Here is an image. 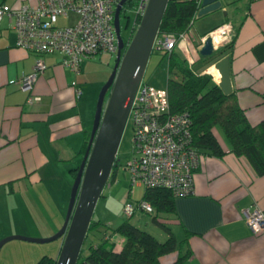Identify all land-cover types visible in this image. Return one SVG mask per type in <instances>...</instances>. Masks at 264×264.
<instances>
[{
  "label": "crops",
  "instance_id": "crops-1",
  "mask_svg": "<svg viewBox=\"0 0 264 264\" xmlns=\"http://www.w3.org/2000/svg\"><path fill=\"white\" fill-rule=\"evenodd\" d=\"M231 2L230 18L223 16L213 27L228 23L234 31L228 59L231 92L247 122L255 125L264 118V0ZM0 4L33 6L35 0ZM11 24L7 17L0 19V239L44 238L62 222L74 176L70 169L77 167L73 163L81 158L90 129V91L80 72L60 65L57 53L41 55L44 69L28 90L20 89L13 81L30 71L36 56L15 45ZM213 27L201 32L189 28L186 49L174 47L188 65H197V73H208L197 47ZM28 95L37 100L27 104ZM214 134L225 152L220 157L199 154L191 175L193 193L173 198V212L162 220L177 244L159 257V264H173L184 251L188 254L179 264H264V233L252 234L244 221V213L254 207L264 212V174L257 176L244 157L228 151L220 132ZM149 225L159 238L149 227L147 232L165 238L158 225ZM111 238L117 245L122 242L118 235ZM60 244V238L48 246L6 241L0 246V264H34L42 255L55 259Z\"/></svg>",
  "mask_w": 264,
  "mask_h": 264
},
{
  "label": "built area",
  "instance_id": "built-area-1",
  "mask_svg": "<svg viewBox=\"0 0 264 264\" xmlns=\"http://www.w3.org/2000/svg\"><path fill=\"white\" fill-rule=\"evenodd\" d=\"M117 2L35 0L33 6L15 8L0 4V19L4 16L12 20L15 45L36 56L30 71L13 82L20 89L28 90L45 67L40 58L43 54H59L60 65L76 74L82 58L102 52L114 53L116 42L112 15ZM146 4L147 0H135L130 9V28L136 27ZM68 15H73L74 19L67 24H57L58 18L67 19ZM214 33L218 36L217 42L211 41L215 49L229 43L234 31L230 24L223 23L207 34L212 39ZM188 37L189 29L177 34L157 31L150 52L168 53L175 46L184 50ZM35 100L36 96L28 95L25 102L30 104ZM126 122L130 125L131 136L129 154L122 168L129 186H162L170 189L174 197L192 194V169L197 166L199 154L189 144L190 120L187 114L169 112L165 88L140 80L130 102ZM136 210L150 212V207L143 201L127 199L123 202L124 216H131ZM244 221L252 234L264 233V212L261 209L254 207L246 211Z\"/></svg>",
  "mask_w": 264,
  "mask_h": 264
},
{
  "label": "trees",
  "instance_id": "trees-1",
  "mask_svg": "<svg viewBox=\"0 0 264 264\" xmlns=\"http://www.w3.org/2000/svg\"><path fill=\"white\" fill-rule=\"evenodd\" d=\"M134 2L135 0H125L120 7L121 13ZM197 8V0H167L157 31L175 34L186 31L191 27ZM127 26H129L128 21ZM133 29L132 26L125 37H121L123 40L121 52L129 41ZM229 47L230 43L216 47L211 55L205 58L199 57V59L202 60L204 67L223 56L229 59ZM156 54L166 59L164 88L169 112H185L190 120V146L198 154L222 156L225 151L217 141L214 134L216 130L226 141L229 152L244 157L257 176L263 175L264 118L255 125H250L243 110L238 106L234 94L232 92L223 94L210 74L197 73L192 63L188 65L177 49L173 48L168 53ZM106 95L107 92L105 97ZM86 141L87 137L82 152ZM113 162L107 179L108 183L114 180L118 165L117 154ZM75 170L76 167L70 169L72 175ZM173 198L170 189L166 187L145 186L139 200L149 205L150 212L146 213L150 215V222L158 225L165 232L166 236L163 240L156 239L146 230L128 222L126 219L129 216H125V220L113 228L104 227L100 221L90 218L83 241L89 232L97 230L99 226L104 227L102 234L96 241L88 242L84 255H80V247L74 264H159V257L173 252L177 244L167 224L162 220L165 218L164 214L173 212ZM114 234L122 238L120 245L112 240L111 237ZM187 254L186 251L177 254L173 264H179ZM34 264H54V259L42 255Z\"/></svg>",
  "mask_w": 264,
  "mask_h": 264
},
{
  "label": "water",
  "instance_id": "water-1",
  "mask_svg": "<svg viewBox=\"0 0 264 264\" xmlns=\"http://www.w3.org/2000/svg\"><path fill=\"white\" fill-rule=\"evenodd\" d=\"M124 1L118 0L113 9L112 27L116 42L114 62L106 81L96 96L86 146L69 188L61 225L52 235L44 238L22 235L6 236L0 239V246L12 239L46 243L60 238L61 244L54 264L75 263L95 200L106 184L110 168L114 164L116 148L126 122L129 105L141 80L145 63L150 54L152 39L157 32L167 0H147L143 14L121 52L123 40L119 34L117 15ZM219 7L218 0H198L196 16ZM213 51L211 37L207 34L197 47V54L200 58H205ZM211 65L218 73L217 80L212 78L214 83L223 94L230 93L227 56L215 60Z\"/></svg>",
  "mask_w": 264,
  "mask_h": 264
},
{
  "label": "rangeland",
  "instance_id": "rangeland-1",
  "mask_svg": "<svg viewBox=\"0 0 264 264\" xmlns=\"http://www.w3.org/2000/svg\"><path fill=\"white\" fill-rule=\"evenodd\" d=\"M218 1L220 3V7H223V9H220L219 7L203 15H200V16L195 15V17L192 20L191 27H190L192 32L207 31L208 29L215 26L216 24H219L223 16H227L230 18L232 14V10L234 9L233 3L231 2V0H218ZM132 4L129 6L128 9L124 11L126 16L128 17V25H130V22L132 20V14L130 12V8L132 7ZM73 18H74L73 15H68L67 19L58 18L57 24H67ZM123 23H124V20L122 19V17H120L119 18V26H120L119 33H120V36L124 38L127 30L123 28ZM133 28L135 29V27ZM214 35L216 36V33H214ZM114 57H115V52L114 53L102 52V53H98V54H95L87 58H82L78 64L77 73L80 72V75L83 78L82 83L86 84V89L90 91L91 120H92L96 96L98 94L100 87L106 81L111 71V68L114 62ZM211 64L208 65V67L206 68V71L211 66ZM165 66H166L165 57H161L159 54L150 52L147 58V61L145 63V66H144L141 80L148 79L150 84L153 85L154 83H157V85L164 87L162 85L165 83V75H166ZM192 67L196 69L197 65H193ZM208 73L210 74V72ZM215 76H216L215 80H217L218 74H216ZM211 77L214 79L213 76ZM90 124H91V121L89 123V128H90ZM130 136H131L130 125L127 122H125L124 127L122 129V133L120 135L117 148H116L118 165L115 169L114 180L111 183L109 182L110 183L109 186L104 185L102 187L99 196L95 200L92 214H91L92 219L99 220L100 222L105 224L106 227L108 228H113L118 223H120L122 220H125L124 219L125 216L122 214L123 202L127 199L132 200V201H139L141 199L142 192H143V187L141 184L129 186L127 174L122 168L124 161L128 157V154H129ZM79 161L80 159H78L76 163H73V164L77 165ZM71 182H72V179L70 180L69 187L66 193V204L68 200L69 188H70ZM127 193H128V198H127ZM66 204H65V208H66ZM64 214H65V209H64ZM64 214H63V217H64ZM149 217H150L149 213L136 210L126 220L133 225L137 224L136 226L143 230H145L146 228L148 229L149 227L152 230L154 236H156V238H159V236L157 235L158 232L154 231L151 225H149L150 224ZM143 222H145L147 226H145ZM102 228L104 227L99 226L98 231H94L93 233H91V235L87 234V237L84 239L83 244L81 246L80 255L85 254L86 246L90 240L94 242L93 239L97 240V238L101 236ZM22 236H26V235H22ZM54 240L46 242V243H41V245L48 246L52 244ZM11 241H14V239L8 240V242H11Z\"/></svg>",
  "mask_w": 264,
  "mask_h": 264
},
{
  "label": "flooded vegetation",
  "instance_id": "flooded-vegetation-1",
  "mask_svg": "<svg viewBox=\"0 0 264 264\" xmlns=\"http://www.w3.org/2000/svg\"><path fill=\"white\" fill-rule=\"evenodd\" d=\"M117 17H118V27L120 28V26H119V18L122 17V19L124 20L123 28L125 30H127V32H129L131 28L129 26H127L128 17L126 16V14L124 12L121 13V10H119ZM126 26H127V28H126Z\"/></svg>",
  "mask_w": 264,
  "mask_h": 264
},
{
  "label": "bare ground",
  "instance_id": "bare-ground-1",
  "mask_svg": "<svg viewBox=\"0 0 264 264\" xmlns=\"http://www.w3.org/2000/svg\"><path fill=\"white\" fill-rule=\"evenodd\" d=\"M213 36H215V35H213ZM207 72H210V75L213 76L214 77V80H215V75L218 74V73H217L216 69L213 68L212 65L207 69Z\"/></svg>",
  "mask_w": 264,
  "mask_h": 264
}]
</instances>
